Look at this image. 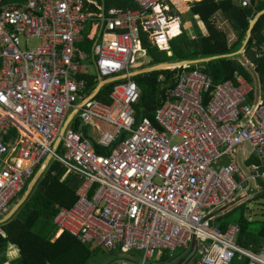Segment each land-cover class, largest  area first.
I'll list each match as a JSON object with an SVG mask.
<instances>
[{
	"label": "built area",
	"instance_id": "built-area-1",
	"mask_svg": "<svg viewBox=\"0 0 264 264\" xmlns=\"http://www.w3.org/2000/svg\"><path fill=\"white\" fill-rule=\"evenodd\" d=\"M167 1L136 0V9L96 17L84 12V0H0V217L53 154L82 181L77 201L55 216L61 233L120 256L140 253V264L158 254L174 258L194 242L192 264H232L237 257L264 264V246H241L240 227L223 232L209 213L263 189L264 95L258 84L239 71L223 82L200 69L180 71L170 83L161 75L165 100L154 118L146 112L138 120L142 89L128 77L113 82L110 104L94 98L78 107L90 94L91 62L99 83L131 72L133 56L147 53L142 32L163 51L165 38L171 49L172 24L178 22L180 34L183 19ZM88 40L91 54L76 48ZM252 52L263 58L264 42L254 39ZM244 65L257 77L250 59ZM76 108L70 123L77 125L66 127L55 152ZM92 118L114 130L93 140L87 134Z\"/></svg>",
	"mask_w": 264,
	"mask_h": 264
},
{
	"label": "trees",
	"instance_id": "trees-1",
	"mask_svg": "<svg viewBox=\"0 0 264 264\" xmlns=\"http://www.w3.org/2000/svg\"><path fill=\"white\" fill-rule=\"evenodd\" d=\"M85 1L87 3L84 9L85 13L91 16L96 13L101 14V6L99 4L102 5V0L93 2V9L91 5H88L91 0ZM121 1L106 0L107 10L115 2L119 5H123V3L125 5V2L121 3ZM167 2L172 12L181 15L182 19L199 15L207 26L209 33L207 35H199L197 40H191L187 33L183 31L171 41V49L163 51L152 44L146 32H142V46L147 51V53L143 52V54L149 56L152 63L149 66L181 60L207 58L236 51L244 31L249 26V18L254 17L258 11L264 8V0L255 1L251 6L238 5L234 0H201L193 3L183 2L182 0H168ZM126 4L133 9L138 7L136 0H128ZM219 10L227 14L235 28H243L241 40L234 48L229 47L227 32L215 24L214 17ZM172 25L171 34L174 35L179 30L178 22L176 21ZM263 28L264 14L260 16L253 28V38H257L260 42L264 40L261 34ZM161 45H168L165 38H162ZM169 52H173V55L170 56ZM246 52L250 57L249 59L256 65L255 72L264 90V57L261 59L255 58L254 54L250 52V46ZM135 67L136 69H143L147 66L139 64ZM190 68L191 70L200 69L210 73L215 82L234 80L235 71L240 70L248 81L254 84L251 73L238 61L217 59L200 65L181 67L175 70L166 69L133 78L142 89V97L137 106L143 103L161 105V102L157 100L158 89L162 85L159 82V77L164 75L167 77V83L174 82L179 71H189ZM97 85L98 82L90 77L88 92L94 91ZM113 86V83L104 86L96 96V99L110 104L109 94ZM147 115L151 118L155 117L154 112L147 113ZM65 173L66 169L60 162H55L43 178L39 180L17 216L12 218L7 225L2 226L5 236L0 232V264H6L7 262L9 264H90L91 261L95 262L94 260L100 255V253H97L96 248L91 249V246L81 243L70 233L64 232L56 241H53L58 232L55 216L60 207L72 206L77 201L76 190L81 184L78 177L70 174L65 175ZM262 186L264 192V183H262ZM233 212L234 210L224 212L214 224L223 232L227 231L230 225H238L241 230L238 240L239 244L247 249L260 251L264 246V222L258 232H253L250 226L252 222L247 220L244 213L239 217L232 218L231 214ZM9 249L16 255V257H12V260L8 259L7 252ZM108 254L113 255V252H107L106 256ZM117 255L119 254L117 253ZM11 256L14 255L11 254ZM172 260L173 258L165 255L151 264H166ZM232 264H249V259L237 257Z\"/></svg>",
	"mask_w": 264,
	"mask_h": 264
},
{
	"label": "crops",
	"instance_id": "crops-1",
	"mask_svg": "<svg viewBox=\"0 0 264 264\" xmlns=\"http://www.w3.org/2000/svg\"><path fill=\"white\" fill-rule=\"evenodd\" d=\"M125 2V5H124V3H123V5L121 4V5H119L118 3H119V1H118V3L117 2H115L114 4H112L111 6H110V8H109V10L110 9H122V10H127V9H133V8H131V7H129V6H127V4H126V2H128V0L126 1V0H122L121 1V3L122 2ZM199 1V0H198ZM201 1V0H200ZM84 2H85V5H87V3H86V1L84 0ZM234 2L236 3V4H238V5H240L239 4V0H234ZM95 3V2H94ZM137 3V2H136ZM88 5H90V4H88ZM99 6H101V14L100 13H96V14H94V16H96V17H101V16H103L104 14H106L107 13V11H109V10H107V4H106V0H102V5H100L99 4ZM91 7H92V9L94 8V6H93V1H91ZM137 8V7H136ZM171 8V7H170ZM218 16H220L221 17V19H222V21L221 20H218ZM255 16V15H254ZM194 17V18H193ZM192 18H187V19H183V23H182V26H184V28H185V30L183 29L182 30V32L183 31H185L186 33H187V35H188V37L191 39V40H197L198 39V37H199V35H207L208 33H209V31H208V28H207V26L205 25V23L200 19V17H199V15H194ZM253 18V17H252ZM252 18H249V24H250V20L252 19ZM193 19H195V20H193ZM214 20H215V24L219 27V28H221V29H223L224 31H226V29H224L223 27H221L222 25H218L217 24V22H221V24H228L229 25V22H232L230 19H229V17L227 16V14L226 13H223L222 11H218L216 14H215V17H214ZM258 22V21H257ZM256 22V23H257ZM256 25V24H255ZM232 27H233V29H232V32L231 33H229V32H227V34H228V43H229V47L230 48H234L235 46H236V44H238L239 43V41L241 40V32H242V29L243 28H235V25L234 24H232ZM255 27V26H254ZM248 28H249V26H248ZM248 28L244 31V34H243V37H242V40H241V42H240V44L239 45H237V46H239L238 47V49L236 50V51H233L232 53H228V54H224V55H231V54H235V55H233L232 57L230 56V57H227V58H222V59H229V60H233V61H238L242 66H244V67H246L245 65H244V62L245 61H247L250 57L248 56V54H247V48L250 46V52L251 53H255V52H252V48H253V40L255 39V40H257V38H253V31H252V34H251V37L249 38V39H247V37H248V35H247V30H248ZM94 31H95V29H94ZM178 31L179 30H177V33H178ZM181 32V33H182ZM174 34V35H176V37H177V35H179V34ZM180 33V34H181ZM264 28L261 30V34H262V37L264 38ZM175 37V38H176ZM195 37V38H194ZM253 38V39H252ZM248 40V41H247ZM252 40V41H251ZM258 41V40H257ZM247 42V43H246ZM258 42H260V41H258ZM262 42H264V40L263 41H261L260 43H262ZM86 44H87V50H85V52H87V53H90L91 54V52H92V41H87L86 42ZM170 44H171V42H170ZM250 44V45H249ZM244 45H245V47H244ZM167 46V48H168V45H166ZM244 49V50H243ZM165 51H169V49H165ZM254 51V50H253ZM169 55H173V52H169ZM254 56H255V54H254ZM241 57V58H240ZM240 58V59H239ZM255 58H257L256 56H255ZM257 59H261V58H257ZM253 63V62H252ZM254 64V63H253ZM197 65H200V64H197ZM255 65V64H254ZM192 66H195V65H192ZM256 66V65H255ZM186 67H188V66H186ZM247 69V68H246ZM136 70H138V69H136ZM248 70V69H247ZM237 71H239V72H241L240 70H237ZM237 71H235V73L237 72ZM248 72H249V70H248ZM242 73V72H241ZM243 74V73H242ZM252 75V74H251ZM256 76H257V74H256ZM90 77H92L93 79H95L93 76H90ZM252 77H253V79H254V83L255 84H258L259 85V88H260V90L263 92V95H264V90H263V85L261 84V82H260V80H259V77H254L253 75H252ZM236 78V77H235ZM73 119H71V121H72ZM71 121H69V123L68 124H70V125H67V126H76L77 125V123L75 124V123H70ZM92 126V127H91ZM94 127H97V131L94 129ZM78 129H79V127H78ZM92 129V132L89 134V131ZM103 129L104 130H108L107 129V127H103ZM102 129V127H99L98 125H93V124H91V125H87V134H88V136H90L91 138H92V136L93 135H95V134H97V132H99V135H101L103 132H104V130ZM100 130H102V132H100ZM109 130H114V127L113 126H109ZM93 139V138H92ZM94 140V139H93ZM55 162H59V161H56V160H54L53 159V161L51 162V164H50V166H49V168H48V170H47V172L49 171V169L51 168V166L55 163ZM1 164V163H0ZM62 165V164H61ZM64 167V166H63ZM65 168V167H64ZM66 169V168H65ZM38 170V169H37ZM36 170V171H37ZM35 171V172H36ZM46 172V173H47ZM45 173V174H46ZM35 174V173H34ZM67 174H70V175H73L72 173H70L67 169H66V173H65V175H67ZM75 177H78V176H76V175H74ZM78 179H79V177H78ZM80 180V183H82V181H81V179H79ZM29 182H30V180H29ZM28 182V183H29ZM28 185V184H27ZM81 185V184H80ZM27 187V186H26ZM80 187V186H79ZM78 187V188H79ZM77 188V189H78ZM26 190V189H25ZM262 191V190H261ZM260 192V191H259ZM258 192V193H259ZM24 192H22V194H23ZM76 193H77V190H76ZM21 194V195H22ZM251 195V194H250ZM250 195L248 196V197H250ZM31 196V195H30ZM29 196V197H30ZM77 196H78V193H77ZM19 199V198H18ZM18 199H16L15 201H14V203L18 200ZM29 199V198H28ZM13 203V204H14ZM24 206V204L17 210V212L11 217V220H12V218H14L15 216H17V214L21 211V209H22V207ZM224 212H222V214H223ZM11 220H9V221H11ZM8 221V222H9ZM8 222H6V223H4V224H1L0 225V232L2 233V235L3 236H5V233L3 232V230H2V226H4V225H7L8 224ZM63 233H60V231L58 230V232L56 233V235H55V237L53 238V241H56L61 235H62ZM58 235V236H57ZM86 245H88V244H86ZM90 246V245H89ZM92 247V246H91ZM192 248V247H191ZM191 248L190 249H188V251L190 252V250H191ZM91 249H94V247H92ZM187 251V252H188ZM187 252H185V253H187ZM189 252L187 253V254H189ZM8 259L9 260H12V257H16V255L12 252V250L10 251V249L8 250ZM177 253V252H176ZM175 253V254H176ZM11 254L12 255H14V256H11ZM118 254H121L120 252H118ZM186 254V255H187ZM185 255V256H186ZM162 257V255L161 254H158L157 255V257L154 259V260H152L151 261V263L154 261V262H156V260H159L160 258ZM96 259V258H95ZM95 262H93V261H91V263L90 264H121V263H123V262H128L129 264H138L139 262H140V260H139V258H137L135 255H133L132 253L131 254H126L125 256H120V255H110V254H108V256H106V254L105 255H99L98 257H97V259L96 260H94ZM188 261H189V264H192V262H191V258H188V260H187V262L185 263V264H188ZM116 262V263H115ZM7 264H9L8 262H7Z\"/></svg>",
	"mask_w": 264,
	"mask_h": 264
},
{
	"label": "water",
	"instance_id": "water-1",
	"mask_svg": "<svg viewBox=\"0 0 264 264\" xmlns=\"http://www.w3.org/2000/svg\"><path fill=\"white\" fill-rule=\"evenodd\" d=\"M263 14H264V8L261 9L260 11H258L256 13V15L250 20L249 28L247 30V35H248L247 39H249L251 37L252 31H253V28H254L256 22L258 21L260 16L263 15ZM244 47H245V45H244ZM233 55H235V54L218 55V56H212V57L200 58V59H193V60H181V61H175V62L161 63V64H158V65H155V66H150V67H146V68H143V69L133 70V71H131L129 73H125V74H122L120 76H116V77H113V78L101 79L99 81L97 87L94 89V91H92L87 96V98H85V100L82 101L78 105V107H83L86 103H88L92 99L96 98V96L99 94V92L102 90V88L104 86H106L108 84H112L115 81L126 79L128 77L135 78V77H138L140 75L149 74V73H153V72H157V71H161V70H166V69H177V68L186 67V66H192V65H197V64L208 63V62H211L213 60L227 58V57H230V56L232 57ZM180 73L181 72L179 71L177 76H179ZM157 100L160 101V102L165 100V97H164L163 91H162V87H160L158 89ZM157 107H158L157 105H151V104L145 103L143 105V117L146 115V112H148V113L155 112L157 110ZM77 112H78V108H76L73 111H71L68 114V116L66 117V119H65V121H64V123H63V125L61 127V131H60L59 137L57 138L58 140H57V142L55 144V147H54L55 152L59 149L62 137H63V135L65 133V130H66V127H67L69 121H71V119L74 118V116L77 114ZM123 136H124V133H122V135H121V139H120L121 141H122ZM53 159H54V155L50 154L47 157V159L43 162V164L40 165V167L38 168V170L36 171V173L34 174L32 179L28 183L24 193L10 207V209L3 216L0 217V225L8 222L9 220H11V217L28 200L29 196L32 194V192H33L34 188L36 187L37 183L39 182V180L41 178H43V176L47 172V170H48L51 162L53 161ZM249 193H251V192H249ZM248 194L245 195V196H240L237 200L248 197L249 196ZM237 200H234L231 203H228V204L224 205L220 209V211L226 210L229 207H231L233 204H236ZM195 248H196V242L193 243L189 254H187L184 258L179 260L176 264H185ZM138 264H140V262Z\"/></svg>",
	"mask_w": 264,
	"mask_h": 264
},
{
	"label": "rangeland",
	"instance_id": "rangeland-1",
	"mask_svg": "<svg viewBox=\"0 0 264 264\" xmlns=\"http://www.w3.org/2000/svg\"><path fill=\"white\" fill-rule=\"evenodd\" d=\"M91 1H93V2H97L98 1L99 2L100 0H91ZM182 1L183 2L193 3V2L198 1V0H182ZM90 5H91V3H90ZM218 20L222 21L220 16H218ZM89 24L90 23L88 22V25ZM217 24L219 26L222 25L221 27L226 29L227 32H229V33L232 32L233 27H232V23L231 22H229V25L228 24L227 25L226 24H221V22H217ZM181 29L185 30L184 26L181 25ZM33 45H36V44H33ZM76 48L80 49L82 51L87 50V44L86 43H77L76 44ZM163 48L165 50V49H167V46L165 45V46H163ZM133 57H135V62H133V65L130 67L131 71L132 70H136L135 66H137L139 64H142V66H147V67H150L149 65L152 64L151 60H150V57L147 56L146 54L144 55L142 50L138 51L135 54V56H133ZM189 70H191V68ZM88 71L93 77H97L96 76V70H95V67H94L92 62L90 63V65L88 67ZM144 104L145 103H143L140 106H137V110H138L137 119L138 120L142 119V116H143V105ZM91 123L94 124V125H98L99 127H102V129H103V127H107V129L109 130V126L110 125L105 123V122H103V121H100L98 119H95V118L93 119L92 118L91 119ZM94 129L97 131V127H94ZM91 132H92V129L89 131V134ZM100 132H102V130H100ZM98 136H99V132H97V134L93 135L92 138L94 140H96L98 138ZM246 150H247V152H251L252 151L251 146L248 145ZM0 168H2L1 164H0ZM240 193L241 192H239L238 195ZM263 193H264L263 190H262V192L260 194L258 192H256V193H252L251 192L250 193L251 194L250 197H248V198L246 197V198L239 199V200H237L239 197H236L235 198V200H237L236 204H233L231 207H229L228 209L223 210V211H220V209L224 206V204L211 209L209 213L214 212V222L213 223L218 221V218L222 214V212H229L231 210H234V212L231 214L232 218L239 217L242 213H244V215L246 216L247 220H250L252 222L250 224L251 231L258 232L260 230L261 226H262V223L264 222V194ZM96 250H97V253H100V255H103V254L107 253L102 248H96ZM187 253H185L184 250L177 251V253L175 254V257L173 258V260L170 261V262H167L166 264H176L179 260L184 258ZM132 254L135 255L137 258H140V253H132ZM110 255L112 256V254H110ZM113 255H116V252H113ZM148 264H151V261H149Z\"/></svg>",
	"mask_w": 264,
	"mask_h": 264
},
{
	"label": "clouds",
	"instance_id": "clouds-1",
	"mask_svg": "<svg viewBox=\"0 0 264 264\" xmlns=\"http://www.w3.org/2000/svg\"><path fill=\"white\" fill-rule=\"evenodd\" d=\"M175 70V69H174ZM249 195H250V193H249ZM240 197V196H239ZM248 198V197H247ZM152 261V260H151ZM146 264H148V262L146 263Z\"/></svg>",
	"mask_w": 264,
	"mask_h": 264
},
{
	"label": "bare ground",
	"instance_id": "bare-ground-1",
	"mask_svg": "<svg viewBox=\"0 0 264 264\" xmlns=\"http://www.w3.org/2000/svg\"><path fill=\"white\" fill-rule=\"evenodd\" d=\"M161 41H162V38H161Z\"/></svg>",
	"mask_w": 264,
	"mask_h": 264
}]
</instances>
